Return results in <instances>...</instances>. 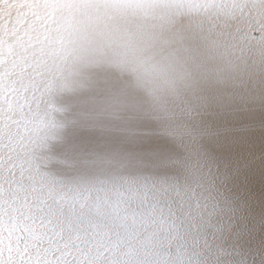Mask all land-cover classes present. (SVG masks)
<instances>
[{
    "label": "bare ground",
    "instance_id": "6f19581e",
    "mask_svg": "<svg viewBox=\"0 0 264 264\" xmlns=\"http://www.w3.org/2000/svg\"><path fill=\"white\" fill-rule=\"evenodd\" d=\"M8 3L0 264H264V0Z\"/></svg>",
    "mask_w": 264,
    "mask_h": 264
},
{
    "label": "clouds",
    "instance_id": "9594fccd",
    "mask_svg": "<svg viewBox=\"0 0 264 264\" xmlns=\"http://www.w3.org/2000/svg\"><path fill=\"white\" fill-rule=\"evenodd\" d=\"M127 2L132 5L135 6L136 4L140 3L141 0H127ZM149 2H157V0H149ZM233 2V0H227V3L231 4ZM238 2H242V0H238ZM11 7V5L8 3V0H3V3L0 4V8H3V10L5 12H7V9ZM245 11H247V9H245ZM133 19H137L136 17H133ZM244 47H250V45H248L247 43H245ZM262 261H264V257L261 258ZM235 264H245V260L243 261H236Z\"/></svg>",
    "mask_w": 264,
    "mask_h": 264
}]
</instances>
